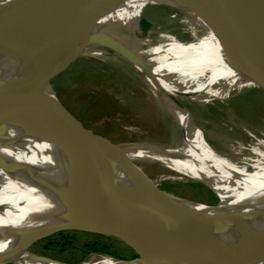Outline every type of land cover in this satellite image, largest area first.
<instances>
[{
	"label": "bare ground",
	"instance_id": "6f19581e",
	"mask_svg": "<svg viewBox=\"0 0 264 264\" xmlns=\"http://www.w3.org/2000/svg\"><path fill=\"white\" fill-rule=\"evenodd\" d=\"M30 1L4 0L0 2V13ZM202 1L210 9L205 5L202 8L194 0H118L97 22L70 40L62 53L56 51L55 43L50 39L20 40L0 46V82L24 86L15 100L20 108H30L38 103L42 110V113L0 120V132L11 135L10 140L3 143L17 145L13 150L0 147L1 257L9 255L19 264H68L40 257L25 238L46 237L71 228L109 231L99 220L101 213L120 220L130 231L152 242L190 244L213 239L212 231L202 229L196 222L184 225L168 222L164 228L155 225L151 216L158 203L154 204V200L140 190L125 165L152 186L158 187L165 176H152L143 164L136 162L139 160L157 162L207 184L223 199L228 210L223 208L225 216H214L213 207L206 203L176 202L216 220L228 237L224 242L230 246L264 247V139L252 134L249 144L227 142L222 150H218L206 139V132L195 124L190 110L179 100L183 98L196 103L224 100L259 85L235 62L242 51L220 21L228 25L221 17L222 11L232 12L219 2ZM161 13L165 14L164 24L144 31L145 24L149 27L156 24L150 17ZM233 16L244 34L252 39L240 17ZM175 23H179L182 33L189 34L192 39H180L172 33L169 27ZM141 34L145 36L141 37ZM108 45L121 49L116 57L132 64L139 72L148 87L150 101L169 108L185 132L181 144L168 148L157 144H117L116 148L126 155V162L113 152L106 154L110 148L105 144L72 133L68 126L50 114L56 110L48 93V82H30L38 64L55 70L70 60L73 63L85 56L112 59ZM127 51L136 54L146 65L133 63L126 55ZM0 99L6 104L13 101L10 97L0 96ZM38 132L74 138L105 153L114 164L120 191L90 179L74 163H60L57 155L62 151L61 146L39 143ZM105 197L112 199L116 210L109 209L101 201ZM232 205L245 215V223L236 215H233L235 221L228 219L223 223L220 220L226 219L227 213L231 214ZM130 211L134 217L129 215ZM165 260L172 264H217L209 260L198 261L182 253L164 256L155 262L93 254L92 260L83 264H165ZM250 264H264V258L251 260Z\"/></svg>",
	"mask_w": 264,
	"mask_h": 264
},
{
	"label": "water",
	"instance_id": "95a60500",
	"mask_svg": "<svg viewBox=\"0 0 264 264\" xmlns=\"http://www.w3.org/2000/svg\"><path fill=\"white\" fill-rule=\"evenodd\" d=\"M117 1L118 0H32L0 13V46H7L10 42L20 40L40 41L50 39L51 42L55 43L56 51L62 53L67 48V44L70 40L83 30L91 27L104 14H106ZM194 1L198 2V5L202 8L205 5L210 9L209 5L202 0ZM213 1L226 6L238 19L240 17L250 32L252 39L248 38L239 25L235 23L236 21L232 13L222 11L221 17L229 25H225V22L220 19L223 27L229 33H232V41L236 47L243 52H241V55L235 61L236 64L248 75V77L255 79L259 85L264 86V0H210L208 2L210 4H215ZM205 10L209 12V10ZM230 27L233 29V32ZM143 30H150L148 24H145ZM143 35L145 36V34ZM97 37L99 39L102 38L100 35ZM108 47L121 51V49L114 45H108ZM126 55L133 63L141 66L146 65V63L136 54L127 51ZM71 63L72 60L55 70H50L46 65L38 64V67L35 70V76L30 82H34L35 84L43 81L48 82V93H50L54 100V109L56 110V112L50 114L56 117V119H59L65 126H68L72 133L79 134L88 140L105 144L106 147L114 150L115 154L121 157L122 160L128 162L126 155L120 149L116 148L118 146L117 144L101 142L94 139L93 136L82 127L78 118L69 110L55 92L51 80L59 73L65 71ZM23 89L24 86H12L5 82H0V96L6 98L10 97V99L13 100L9 104H6L5 101L0 99V120H6L13 116L42 113L41 107L38 103H35L30 108H20L16 105L15 100ZM38 133L36 139L40 141L39 143L45 142L51 146L54 144H59L61 146L62 151L59 156L57 155V159L60 163H74L77 168L80 171H83V173L90 177V179L120 191L114 164L109 161L105 153L94 150L74 138L66 139L53 133H51L53 135L44 132ZM10 136L11 135L7 133L0 132V147L7 150H13L17 146L12 142L11 144L10 142L3 143L9 141ZM125 168L130 178L140 190L146 196L153 199L154 204L158 203L151 216L155 225L164 228V226H167L168 222L177 223L178 225L196 222L202 229H206L210 232L212 231L211 233H213L214 238L190 244H180L173 241H147L143 237L130 231L120 220L112 218L109 214L105 213H101L98 217L100 222L108 227L109 231L95 233H100L105 236H115L132 242L135 246H139L145 252V255L139 258L152 262L161 258L162 249L160 246H165L169 250H173L176 253H182L198 261L209 260L217 264H250L251 260L264 258L263 246L256 247L258 245L249 244L238 247L230 246L224 242V239L228 237L219 227L216 220L199 211L189 210L176 202L188 201L195 203L196 200L152 186L134 169L127 165H125ZM205 185L208 186L207 184ZM209 188L218 196L219 200H221L220 195H218V193H216L211 187ZM101 201L105 203L109 209L113 211L116 210V206H114L110 197L102 198ZM123 206L127 211L126 206ZM129 215L134 217L131 211ZM220 220L223 221V223L228 222L227 218H222ZM104 254L107 255L106 253ZM40 257L50 261H57L59 263L72 264L47 256L40 255ZM136 259L137 258H134L132 260ZM166 260L164 262L165 264H172Z\"/></svg>",
	"mask_w": 264,
	"mask_h": 264
},
{
	"label": "rangeland",
	"instance_id": "374dc122",
	"mask_svg": "<svg viewBox=\"0 0 264 264\" xmlns=\"http://www.w3.org/2000/svg\"><path fill=\"white\" fill-rule=\"evenodd\" d=\"M2 1L4 0H0ZM150 19L156 23L155 26L149 27L151 30L164 24L165 14L153 15ZM169 29L180 39H192L189 34L182 33L179 23L173 24ZM107 51L114 58H77L76 62L71 63L65 71L58 74L59 76L56 75L51 83L58 97L78 118L82 127L98 141L111 144H157L164 148L175 146L176 143L181 144L185 132L175 121L169 108L150 101L148 87L140 78L139 72L132 64L116 57L119 52L117 49L107 46ZM179 100L190 110L195 124L206 132V139L218 150H222L227 142L249 144L252 134L264 139V86L257 85L227 99H215L207 103H196L183 98ZM107 152L115 153L111 149L105 153L108 154ZM136 162L143 164L152 176H165V179L159 182L158 188L196 202H211L207 190L199 186L201 182L187 178L157 162ZM214 202L215 205H209L213 207V215L225 216V211L228 210L223 199L220 201L217 196ZM232 207L234 212L227 213L226 218L235 221L233 215H236L244 222L245 215L240 214L235 206ZM71 229L46 237L25 239L32 244L35 253L72 264L89 262L93 254L105 255L90 252L91 249L85 247L86 243L93 246L108 245V250L113 256L125 260L139 259L145 255L139 246L126 239L115 236L99 237L97 235L103 234L93 230ZM148 239L146 240L150 241ZM160 247L161 257L176 253L165 246ZM16 260L9 255L7 258L0 256V264H19Z\"/></svg>",
	"mask_w": 264,
	"mask_h": 264
},
{
	"label": "trees",
	"instance_id": "16d2710c",
	"mask_svg": "<svg viewBox=\"0 0 264 264\" xmlns=\"http://www.w3.org/2000/svg\"><path fill=\"white\" fill-rule=\"evenodd\" d=\"M199 186H202V188L204 190L206 189L210 198L212 199L211 202L210 201L208 202V204H215L214 201L217 199V196L215 195V193L204 184L200 183ZM97 236L106 238V236H103V235H97ZM65 244H67V243L65 242ZM103 245H106V244H103ZM85 247L91 249L90 252L106 253V254L112 255L108 250V245H106V246H93L91 243H86Z\"/></svg>",
	"mask_w": 264,
	"mask_h": 264
}]
</instances>
